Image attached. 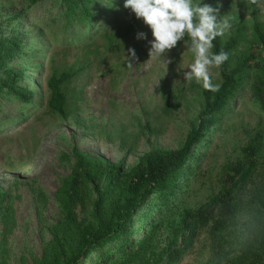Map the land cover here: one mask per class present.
Returning a JSON list of instances; mask_svg holds the SVG:
<instances>
[{
	"label": "rangeland",
	"instance_id": "obj_1",
	"mask_svg": "<svg viewBox=\"0 0 264 264\" xmlns=\"http://www.w3.org/2000/svg\"><path fill=\"white\" fill-rule=\"evenodd\" d=\"M10 2L0 0V5ZM13 2L15 11L24 4L22 0ZM215 4L220 19L231 22L221 42L232 36L237 40L230 65L236 66L249 55L254 58L238 75L239 89L216 114L218 123L208 136L210 142L204 141L210 143L209 148L202 142L189 162L196 171L187 191L177 193L179 212L195 210L218 193L228 184L236 163L247 167L252 161L255 165L251 179L239 190L236 227L217 234L212 220L193 222L194 239L188 245L180 242L183 251L172 264H231L238 249L236 233L249 220L253 202L264 188V110L254 100V89L262 83L264 72V47L254 23L264 31V0H217ZM62 12L61 6L53 7L52 0H46L29 9L22 24L25 29L34 21L31 26L43 33L40 38L32 27L27 40L33 38L36 45L45 46L43 70L30 78L41 90L39 97L24 109L25 115L18 110L24 105L0 99V186L11 196L6 203L14 212L8 233L0 222V245L8 251L2 255L6 264H34L51 244V227L61 219L55 192L74 161L62 156L70 155L73 146L127 170L151 150L180 148L206 103L205 89L195 81H184V72L190 71L186 65L194 59L189 49L178 42L164 58L149 56L151 32L130 9L115 6L100 17L107 20L96 27L94 35L87 33L72 42L71 36L82 28L62 33L64 23L58 20ZM141 31L147 39L136 38ZM129 48L135 49L134 58L128 55ZM52 55L56 60L51 63ZM168 59L171 63L166 64ZM73 69L79 72L64 87L68 98L62 116L47 106V77ZM212 77L214 83H221L215 69ZM39 189L45 196L43 203L36 198ZM75 213L81 220L79 206ZM170 238V233H164V244ZM94 261L92 255L85 262Z\"/></svg>",
	"mask_w": 264,
	"mask_h": 264
},
{
	"label": "trees",
	"instance_id": "obj_2",
	"mask_svg": "<svg viewBox=\"0 0 264 264\" xmlns=\"http://www.w3.org/2000/svg\"><path fill=\"white\" fill-rule=\"evenodd\" d=\"M43 1L46 0H22L24 4L16 11L11 8L15 6L13 0L0 5V99L24 105L18 108L21 115H25L24 109L39 97L40 88L31 83V79L35 72L43 70L45 49L42 43L36 45L33 38L27 42L33 28L38 30L40 38L43 35L39 27L31 26L36 22L25 29L22 24L29 9ZM216 1L204 0L213 7H216ZM52 5L63 8L58 19L64 23L60 27L62 33L69 34L71 28H82L77 36L71 31L75 35L71 36L72 42L84 38L87 33L94 35L96 27L106 23L107 18L101 20L100 17H105V13L115 6L124 8V1L52 0ZM8 11L13 13L4 15ZM254 32L264 47V31L258 22L254 23ZM236 42L234 36L225 43L220 37L213 41L214 52L225 51L229 55L219 71L221 87L219 92L203 90L205 107L180 148L151 150L127 170L103 156L81 152L76 146L72 147L70 155L62 156L74 161L70 174L62 179L55 192L61 219L51 227L52 242L34 264H86L92 255L93 264H172L183 251L180 242L188 245L194 239L196 226L193 222L212 220L213 231L217 234L236 227L239 190L253 175L255 163L252 161L247 167L244 163H236L231 168L233 174L228 175V184L197 209L179 212L177 205V193L187 191L191 177L195 175L196 169L191 168L189 162L195 158L202 142H210L208 136L218 123L216 114L239 89L238 75L254 58L249 55L232 67L230 53ZM55 60L52 55L50 62ZM78 72V69L65 70L47 77V106L51 111L66 115L68 97L64 87L77 77ZM262 77V83L254 89V100L264 110V72ZM209 144L204 143L203 147L208 149ZM250 148L255 149L254 146ZM183 176L185 181L182 182ZM10 197L0 186V222L6 233L14 223V212L9 202L6 203ZM36 198L42 203L45 201L42 190H38ZM254 203L249 220L236 233L238 249H235L231 264H264V188ZM76 206L83 215L81 220L76 216ZM140 232L142 234L137 236ZM166 232L172 238L164 244ZM5 253H8L6 247L0 245V264L7 262L2 258Z\"/></svg>",
	"mask_w": 264,
	"mask_h": 264
},
{
	"label": "clouds",
	"instance_id": "obj_3",
	"mask_svg": "<svg viewBox=\"0 0 264 264\" xmlns=\"http://www.w3.org/2000/svg\"><path fill=\"white\" fill-rule=\"evenodd\" d=\"M124 7L150 30L149 56L164 58L178 42L182 43L194 57L186 65L190 71L184 72V81H195L207 91L219 92L221 85L213 82L212 70L218 73L229 55L225 51L214 52L213 41L226 34L231 22L220 19L218 8L204 0H124ZM136 38L147 39V35L141 31ZM128 55L134 58L135 49L129 48ZM168 63L170 59L166 60Z\"/></svg>",
	"mask_w": 264,
	"mask_h": 264
}]
</instances>
